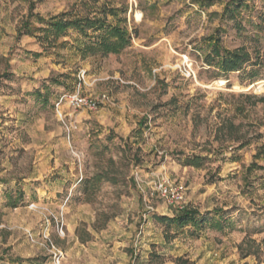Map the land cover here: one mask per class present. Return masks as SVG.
I'll use <instances>...</instances> for the list:
<instances>
[{
  "label": "rangeland",
  "instance_id": "rangeland-1",
  "mask_svg": "<svg viewBox=\"0 0 264 264\" xmlns=\"http://www.w3.org/2000/svg\"><path fill=\"white\" fill-rule=\"evenodd\" d=\"M107 7L120 54L18 34L30 13ZM217 38L239 71L209 63ZM79 87L110 103L74 109ZM263 145L264 0H0V264H264ZM162 176L223 229L167 228Z\"/></svg>",
  "mask_w": 264,
  "mask_h": 264
},
{
  "label": "trees",
  "instance_id": "trees-1",
  "mask_svg": "<svg viewBox=\"0 0 264 264\" xmlns=\"http://www.w3.org/2000/svg\"><path fill=\"white\" fill-rule=\"evenodd\" d=\"M232 4L242 7L245 0H232ZM120 12L121 9L107 7L96 11L89 10L85 16L71 11L50 18L30 13L23 21L18 34L37 38L42 44L46 42L48 46H56L59 39L65 38L68 32L73 30L85 38L79 47L83 57L120 54L132 42L131 34L126 27L122 26L124 19L120 17ZM61 44L66 46L68 42ZM210 47L209 63L217 64L227 74L239 71L249 60V57L241 51L230 52L222 49L219 38L213 39ZM38 95L48 102V96L42 95L40 91ZM260 154H264V145L260 148ZM204 160L203 156L192 155L187 157L185 162L188 166L199 168ZM215 214L219 217L208 218V215H202L198 209L187 206L181 211H176L172 217L163 216L159 220L175 233L191 225L196 229H202L206 224L223 229L225 219L222 210H216Z\"/></svg>",
  "mask_w": 264,
  "mask_h": 264
},
{
  "label": "built area",
  "instance_id": "built-area-1",
  "mask_svg": "<svg viewBox=\"0 0 264 264\" xmlns=\"http://www.w3.org/2000/svg\"><path fill=\"white\" fill-rule=\"evenodd\" d=\"M68 100L70 106L74 109H88L97 111L101 106L110 103V97L107 94H101L99 97L91 98L81 94V88L69 95ZM155 189L158 194L169 204L173 205L177 210L181 211L187 207L185 199V187L183 185L173 183L168 177H158L155 182Z\"/></svg>",
  "mask_w": 264,
  "mask_h": 264
}]
</instances>
